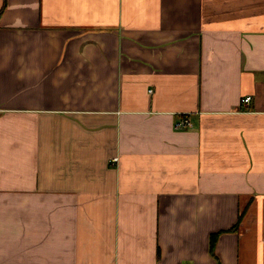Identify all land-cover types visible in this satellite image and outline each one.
Instances as JSON below:
<instances>
[{"label": "crops", "instance_id": "0c3cea01", "mask_svg": "<svg viewBox=\"0 0 264 264\" xmlns=\"http://www.w3.org/2000/svg\"><path fill=\"white\" fill-rule=\"evenodd\" d=\"M0 264H264V0H0Z\"/></svg>", "mask_w": 264, "mask_h": 264}, {"label": "built area", "instance_id": "2783aa9c", "mask_svg": "<svg viewBox=\"0 0 264 264\" xmlns=\"http://www.w3.org/2000/svg\"><path fill=\"white\" fill-rule=\"evenodd\" d=\"M250 99H251V97H250V96H247V97H245V98L243 99V102H244V103H248V102L250 101ZM177 125L180 126V127L191 126V121H190L188 118H183V119H181V120L178 122ZM117 159H118L117 157L114 158V161H117Z\"/></svg>", "mask_w": 264, "mask_h": 264}, {"label": "trees", "instance_id": "16d2710c", "mask_svg": "<svg viewBox=\"0 0 264 264\" xmlns=\"http://www.w3.org/2000/svg\"><path fill=\"white\" fill-rule=\"evenodd\" d=\"M217 234H215L213 237H215ZM212 241H214V238H212Z\"/></svg>", "mask_w": 264, "mask_h": 264}]
</instances>
